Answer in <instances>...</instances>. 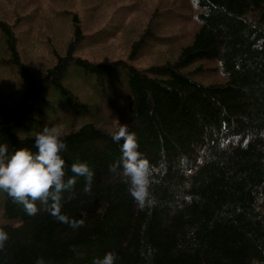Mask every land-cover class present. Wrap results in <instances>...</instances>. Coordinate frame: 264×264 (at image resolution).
I'll use <instances>...</instances> for the list:
<instances>
[{"label":"trees","instance_id":"1","mask_svg":"<svg viewBox=\"0 0 264 264\" xmlns=\"http://www.w3.org/2000/svg\"><path fill=\"white\" fill-rule=\"evenodd\" d=\"M23 1H39V10L48 0ZM89 1L52 9L60 17L47 21L69 22L71 37L62 55L51 45L54 61L40 78L25 66L20 51L29 31L41 25L36 14L13 23L0 18V144L9 153L35 152L31 133L64 126V179L75 177L58 201H34L32 214L0 190L4 218L11 222L0 225L8 237L0 264H36L37 258L44 264H94L107 252L115 254V264H264V0H190L200 9V28L187 46H180L184 37L158 33L167 28L157 19L171 8L152 13L140 33L110 20L104 25L109 39L134 38L127 58L110 62L76 55L96 43L82 23L83 14L95 9L85 6ZM138 7L135 1L116 14H134ZM24 26L29 29L19 32ZM174 45L179 48L173 60L135 65L140 56H163ZM200 61H217L223 82H194L184 70ZM115 75L128 89L127 133L153 165L152 203L143 208L109 171L123 139L114 141L89 123L98 100L105 107V99L115 103L108 94ZM8 76L20 85L11 104L3 97ZM76 80L93 96L78 94L70 85ZM76 161L93 171L88 191L85 178L70 171ZM58 215L83 223L74 228Z\"/></svg>","mask_w":264,"mask_h":264},{"label":"rangeland","instance_id":"2","mask_svg":"<svg viewBox=\"0 0 264 264\" xmlns=\"http://www.w3.org/2000/svg\"><path fill=\"white\" fill-rule=\"evenodd\" d=\"M67 1L70 3L69 5H65L61 2L54 4L51 0L43 1L40 9L37 10L39 1L28 3L23 0H0L1 19L13 23L17 17H24L30 13H35L36 23L38 24L41 22L40 29L36 25L38 29H33L34 33L30 34L32 30L29 31L25 47H20L25 66L33 70L38 78L42 77L45 74L44 71L46 68L53 64L54 60L50 54L51 45L60 55L65 53L66 46L71 37V30L69 28L70 23L66 21L63 22L62 20L51 23L47 21V18L49 17L53 20H57V17H60L56 12L52 13V9L57 11L63 9L64 6L65 9H67L66 6L71 7L72 4L75 7L77 5V0ZM135 1H139L138 12L134 14L131 13L130 15L116 14L117 10L124 8V6L132 4ZM172 4H176L175 9H172ZM85 6L95 7L91 15L90 13L86 16L83 14L84 17H82V23L85 34L93 38L92 40L96 41V43L89 44V47L81 49L76 55L96 62H110L119 59H126L129 54L130 44L134 40L133 37H120L119 40H117L118 38L116 40L109 39V33L106 31V27L104 28V25L113 19L119 26L122 25V29H124L125 26H129L128 29L131 28L133 30L132 33H140L147 25L149 16L152 13L171 8L169 9V14L160 16V21L157 19L160 26L167 28L158 33H163V35L166 36L169 35V37H184L185 42H180V46L189 45L190 41L200 28V22L198 19L200 9L190 0H90ZM56 15L57 17L55 18ZM48 23L50 24L48 25ZM63 26L64 28H62ZM28 29V26H24L19 28V32H24ZM102 37H105L106 41H103ZM30 43L35 45L34 49H32ZM175 45L171 51H168L167 54L163 56H159L156 52L149 55H142L135 61V65L140 68H148L158 63L164 64L167 61H171L176 57L177 49L179 48L175 47ZM154 51L155 50H153V52ZM184 72L189 75L194 82L205 86L216 85L223 82L219 70V63L217 61H200L191 65L184 70ZM14 78L16 77L8 76L5 84H3V97L7 102L11 99L14 100L17 96L18 89L20 90V85L14 83ZM120 79L122 78L119 75H115L114 79L111 81L112 86L110 91H108L109 96L115 100V103L110 105L108 99H105L107 103V107H105V104L98 100L96 104L93 105L95 109L92 112L95 118L91 119L89 122L94 124L98 129L112 135H118L121 129L127 133L130 126V117L128 113L129 101L126 96L128 89L124 81L119 83ZM7 84L8 86H6ZM70 85L74 88H78L77 92L80 95L90 93L91 97L93 96V91L90 92V87L88 90H85L82 87L81 91L79 87H77L80 86V82L77 80L74 82L71 81ZM91 97L88 98L90 99ZM97 98L99 99L100 96H97ZM119 99L120 101H118ZM9 104H11V102H9ZM59 113L62 116H65L63 107L59 109ZM37 119L47 122V120L40 119L39 117ZM84 123L86 122H83V124ZM54 126L60 129L61 134L67 131L63 128L64 126L60 127L57 124ZM38 132L40 131H35L30 135L35 137ZM10 223L9 220L4 218L3 202L0 199V225Z\"/></svg>","mask_w":264,"mask_h":264},{"label":"clouds","instance_id":"3","mask_svg":"<svg viewBox=\"0 0 264 264\" xmlns=\"http://www.w3.org/2000/svg\"><path fill=\"white\" fill-rule=\"evenodd\" d=\"M113 140L121 138V155L117 162L109 165V171L117 174L127 185L129 195L141 208L152 203L150 185L152 183L153 165L138 150L134 134L124 132L123 136L113 134ZM35 152L18 148L9 153L6 145L0 144V190L22 203L32 214L36 211L34 201L46 200L49 197L58 201L59 194L75 182V177H65V160L61 155L67 148L58 127H44L34 137ZM70 171L86 180L84 191L90 188L93 171L87 162L76 161L70 165ZM61 222H69L78 227L83 221H69L64 215H58ZM7 234L0 231V247L7 239ZM115 254L107 252L96 258L94 264H115ZM36 264H44L37 258Z\"/></svg>","mask_w":264,"mask_h":264},{"label":"snow or ice","instance_id":"4","mask_svg":"<svg viewBox=\"0 0 264 264\" xmlns=\"http://www.w3.org/2000/svg\"><path fill=\"white\" fill-rule=\"evenodd\" d=\"M123 135H124V131H123V129H121L118 136H123Z\"/></svg>","mask_w":264,"mask_h":264}]
</instances>
